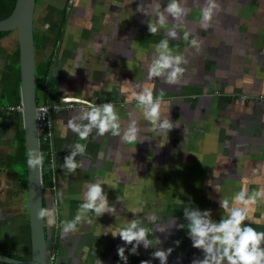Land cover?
Returning a JSON list of instances; mask_svg holds the SVG:
<instances>
[{
  "label": "crops",
  "instance_id": "1",
  "mask_svg": "<svg viewBox=\"0 0 264 264\" xmlns=\"http://www.w3.org/2000/svg\"><path fill=\"white\" fill-rule=\"evenodd\" d=\"M35 11L37 103L89 102L40 135L46 250L60 264H264V102L241 99L264 96V0ZM16 106L0 104V254L27 259Z\"/></svg>",
  "mask_w": 264,
  "mask_h": 264
},
{
  "label": "water",
  "instance_id": "2",
  "mask_svg": "<svg viewBox=\"0 0 264 264\" xmlns=\"http://www.w3.org/2000/svg\"><path fill=\"white\" fill-rule=\"evenodd\" d=\"M35 8L36 0H15L11 13L0 20V32L16 31L17 34L20 115L24 135L26 202L31 244V256L27 259L0 254V261L8 264H45L46 258L40 137L36 121Z\"/></svg>",
  "mask_w": 264,
  "mask_h": 264
},
{
  "label": "trees",
  "instance_id": "3",
  "mask_svg": "<svg viewBox=\"0 0 264 264\" xmlns=\"http://www.w3.org/2000/svg\"><path fill=\"white\" fill-rule=\"evenodd\" d=\"M37 2V0H36ZM15 0H0V20L6 18L12 11L14 7ZM36 10V8H35ZM36 13V11H35ZM35 15V14H34ZM36 16V15H35ZM35 18V17H34ZM35 20V19H34ZM11 31H2L0 32V41L4 40L6 36L10 34ZM37 39L34 32V46L36 49ZM7 54L5 56V64L3 68V74L1 76L0 82L3 86L1 96L9 98V104L18 105L20 104V94H19V83H20V71L18 65V46L17 42L13 44L12 48L7 50ZM48 71V63L47 68L45 70H40L36 65L35 61V85H36V99H40L43 91L45 95H48L47 87H46V77ZM40 150H42V145L40 142ZM18 151L21 155L20 161V176L22 179V184L24 188L26 187V159H25V149H24V135L23 132L19 136V147ZM45 164L41 161V170L43 177V168ZM44 211V210H43ZM46 237V236H45ZM13 257V256H12ZM17 259H23L22 257L14 256ZM0 264H8L5 262H1Z\"/></svg>",
  "mask_w": 264,
  "mask_h": 264
},
{
  "label": "built area",
  "instance_id": "4",
  "mask_svg": "<svg viewBox=\"0 0 264 264\" xmlns=\"http://www.w3.org/2000/svg\"><path fill=\"white\" fill-rule=\"evenodd\" d=\"M73 0H68L70 5ZM241 99H253L260 102H264V96L262 95H241ZM89 102L76 99V98H61L59 102H48V103H37L36 106V121L39 137L44 136L46 139L51 141L53 136V117L56 112L62 108L71 109L79 108L83 109ZM18 111L21 110L20 104L16 106ZM85 126L79 125V133H84ZM52 154V153H51ZM45 264H60L57 261V254L55 250H46Z\"/></svg>",
  "mask_w": 264,
  "mask_h": 264
},
{
  "label": "rangeland",
  "instance_id": "5",
  "mask_svg": "<svg viewBox=\"0 0 264 264\" xmlns=\"http://www.w3.org/2000/svg\"><path fill=\"white\" fill-rule=\"evenodd\" d=\"M37 4H38V0L36 2V6H37ZM34 14H35V12H34ZM37 15L35 16L34 26L38 25L37 21H36V19H38ZM16 38H17L16 31H11L10 34L4 38V40L0 41V68L2 66L4 54L6 55L8 53L6 51L11 49L13 44L17 42ZM8 102H9V98L0 97V104H1L2 107H7V105L9 104ZM13 189H15V190H13ZM11 190H13V191H11L13 193L16 192V187H13ZM10 211L17 212L18 209L10 208ZM44 218L46 219V214L44 215Z\"/></svg>",
  "mask_w": 264,
  "mask_h": 264
}]
</instances>
